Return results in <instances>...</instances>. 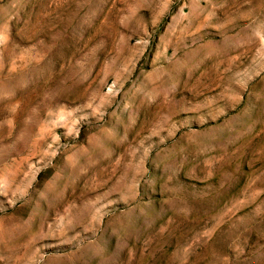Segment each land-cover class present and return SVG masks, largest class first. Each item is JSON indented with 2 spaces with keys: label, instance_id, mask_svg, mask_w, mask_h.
Segmentation results:
<instances>
[{
  "label": "rangeland",
  "instance_id": "rangeland-1",
  "mask_svg": "<svg viewBox=\"0 0 264 264\" xmlns=\"http://www.w3.org/2000/svg\"><path fill=\"white\" fill-rule=\"evenodd\" d=\"M0 264H264V0H0Z\"/></svg>",
  "mask_w": 264,
  "mask_h": 264
}]
</instances>
